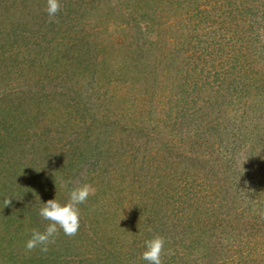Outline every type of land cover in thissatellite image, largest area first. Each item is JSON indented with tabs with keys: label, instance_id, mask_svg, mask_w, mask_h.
Here are the masks:
<instances>
[{
	"label": "trees",
	"instance_id": "trees-1",
	"mask_svg": "<svg viewBox=\"0 0 264 264\" xmlns=\"http://www.w3.org/2000/svg\"><path fill=\"white\" fill-rule=\"evenodd\" d=\"M197 2L60 0L49 22L47 0H0V259L13 257L22 230L26 240L45 231L44 203L90 184L77 235L61 230L33 264H148L145 241L156 235L167 254L182 247L184 264L198 249L205 256L202 236L214 242L210 264H264V0ZM168 9L183 14L162 27L193 26L170 47L161 86L157 70H142L158 44L137 38L132 22L139 14L154 26ZM114 70L134 74L133 99L109 92ZM165 179L187 187L175 188L181 204L156 199Z\"/></svg>",
	"mask_w": 264,
	"mask_h": 264
},
{
	"label": "rangeland",
	"instance_id": "rangeland-1",
	"mask_svg": "<svg viewBox=\"0 0 264 264\" xmlns=\"http://www.w3.org/2000/svg\"><path fill=\"white\" fill-rule=\"evenodd\" d=\"M123 1L125 2V0H120V2L123 3ZM200 2H197L195 5L193 6H201V8L203 9L204 7H206V2L205 0H199ZM260 1H263V0H260ZM123 8H124V11H129L127 9V5H123ZM178 7V6H177ZM176 7V8H177ZM140 11V10H139ZM176 14L178 17L179 15H182L183 13L179 10L177 13H174V12H171L170 14V10L168 9L167 11V17L166 15H164L162 18H161V14L155 18V25L154 26H148L145 22L144 19H142V17L138 14L137 16H135V19L137 20L136 23H133L132 22V25L135 24L134 26V30L132 31L134 35L140 37H144V38H147V41H152L153 43H157V47L154 48L153 50H150V51H145L144 55L146 57V60L145 62H147V67L146 69H142L144 73H154L155 70H157L156 73H160V69L161 67L164 65L165 66V58H169L171 57V55L173 54L172 52H170V50L172 48H170L172 46L173 43H175V46L178 48H182V46L179 44L178 41L181 40V42H183L182 40V37H185L188 33H189V29L187 27H190L192 28L193 24L192 22L189 23V25H187L186 27L184 26L185 24H182V23H178L177 25H173V26H170L171 24H164V26L162 27V24L167 22V19H168V16H171V15H174ZM163 15V14H162ZM200 17V16H199ZM200 20V18H197V20ZM195 20V21H197ZM148 21V19H147ZM194 21V22H195ZM119 25H121V22H118ZM196 23V22H195ZM161 24V25H160ZM170 27V28H167V27ZM183 31V32H182ZM142 32V33H140ZM182 33H185L184 36H182ZM189 34H192V33H189ZM122 35V32H115L113 35H112V38L113 39H117L118 36ZM159 42H164V46L162 44H160ZM197 45V44H196ZM196 45L194 46V48L196 47ZM174 49V48H173ZM191 52L193 53V50H191ZM163 53V55L161 54ZM177 55H180L179 52L176 53V55L174 56H177ZM141 56V55H139ZM202 59V58H201ZM143 61V59H141ZM196 60H199L197 59L196 57ZM144 62V61H143ZM172 62V61H170ZM179 62H180V59H179ZM194 63H196V61H192V64L194 65ZM163 66V67H164ZM227 66V65H226ZM180 67V66H179ZM183 69H189V71H191L189 68V65L187 64V68H183ZM141 69L139 71H142ZM114 74H113V77L111 78V81H113V84H109L108 86L102 84V86H106L108 87L110 90L109 92H116L117 96L120 97V98H125V97H128V99L131 97L133 99V96L134 94H137L136 93V90H135V85L133 83V75L134 74H129V76L127 77L129 79V82H125L127 81V78H123V76H120V71L118 70H114ZM206 72V71H205ZM140 73V72H139ZM138 73V74H139ZM138 74H136L135 72V75L138 76ZM191 75V76H190ZM190 75H186L187 77L191 78V79H195V76L193 73H190ZM160 77L162 76V73H160L159 75ZM264 79V75H262ZM245 78V77H243ZM201 79H203L201 77ZM161 81L160 84H162L161 86L164 85V83H167V79L166 77H161V79L159 80V82ZM201 82H205V80H201ZM140 83H143V81L141 82L138 81L136 82V85H139ZM240 83H236L232 86V88L234 89L233 92L236 91H240L242 87H240ZM146 86H149L147 88H150V85H146ZM159 84L157 85V88L156 90H159L158 88ZM235 86V87H234ZM152 88V87H151ZM135 91V92H134ZM102 92H105V89L102 90ZM130 93V94H129ZM166 93V92H165ZM262 99L263 96H262ZM177 179H179L177 177ZM181 186H184L182 185L181 183H178L176 182V180H172V181H167V179H165L163 185L161 186L160 189H155L156 193H157V197L156 199H159L162 201V203H164V206L165 207H169V205L171 204H174L175 202H180V204L182 203L181 202V198L178 197V194L176 193V189H179L180 190V187ZM185 187V186H184ZM187 189V187H185ZM199 191H202L203 190L200 188H197ZM166 190V191H165ZM196 192L194 193L195 196H198V197H202L204 195V193L202 192ZM199 193V194H198ZM128 194V193H127ZM125 195L124 198H122V201L124 202L123 204H121V212H125L126 214L130 213V208L129 207V204H130V197L128 195ZM165 194V196H164ZM198 194V195H197ZM174 196V197H173ZM205 196V195H204ZM154 197V195H153ZM184 198V197H182ZM192 198V197H191ZM195 200L193 199L192 200V203H194ZM190 204L187 202L185 204V206H189ZM117 209L120 210V208L117 207ZM197 209V208H196ZM196 209H191L189 211L190 213V216L193 215V212L196 210ZM116 210V209H115ZM111 211H114V209H111ZM197 212L199 211L198 209L196 210ZM19 220V219H18ZM17 220V221H18ZM243 222H241V228H245V226L242 224ZM25 227V225H23ZM180 226V225H179ZM23 227V229H24ZM28 227V225L26 226V228ZM233 229L235 228L234 226H232ZM186 231H190L188 228H187V225L185 224V232ZM193 231H196V233L198 234V236L200 235V229L198 228H195L193 229ZM22 233H19V236L22 238L21 241H19L17 243L16 246H13L12 247V256L9 260L6 261V259H4V262L2 259H0V264H33L32 260L30 259V254L31 253H34L35 252V249L32 250V251H28L26 249V242L28 240L27 239V235L24 234L23 230L21 231ZM210 236H212V238H214L213 236L214 235H217L216 232L213 233H209ZM179 240V239H178ZM171 242H174L176 240H169ZM180 241V240H179ZM197 242H199V237H198V240ZM202 244H199L197 243L196 245H200V249H204V252H205V256H203V254L199 253V250L198 251L196 250L195 252H192L191 253V256H190V262L192 264H197V263H200V264H210L211 263V258L212 256H210L213 252V248H214V242L213 240H209L207 236H202ZM203 247V248H202ZM170 247H168V254L166 256H164L163 258V264H184L187 260V256H185V253L184 254H181V251L183 250L182 247L179 245V246H175V247H171V249H169ZM178 249V251H177ZM211 251L208 253V251ZM179 253L181 255H179ZM178 257H180L181 259H179ZM203 257V258H202ZM199 260V262H198ZM188 261V260H187Z\"/></svg>",
	"mask_w": 264,
	"mask_h": 264
},
{
	"label": "clouds",
	"instance_id": "clouds-1",
	"mask_svg": "<svg viewBox=\"0 0 264 264\" xmlns=\"http://www.w3.org/2000/svg\"><path fill=\"white\" fill-rule=\"evenodd\" d=\"M60 10V0H47L46 12L49 22H55ZM95 191L92 185L82 184L79 187L73 188L67 203L62 204L57 199L44 203L39 209L38 214L43 220L49 221V223L43 232L37 229L31 230V238L26 242V249L32 251L39 247L41 252L47 253L49 245L56 242V237L60 234L61 230L69 237L77 235L81 227L79 206L84 204ZM11 200L6 199L4 201L6 207L11 204ZM166 243V239L160 235L146 240V250L143 252L141 259L147 261L148 264H163L162 257L167 254L165 251Z\"/></svg>",
	"mask_w": 264,
	"mask_h": 264
}]
</instances>
